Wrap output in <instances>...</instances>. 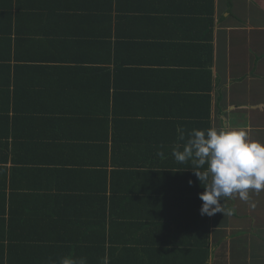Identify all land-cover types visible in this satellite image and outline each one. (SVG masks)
I'll list each match as a JSON object with an SVG mask.
<instances>
[{
  "label": "crops",
  "instance_id": "0c3cea01",
  "mask_svg": "<svg viewBox=\"0 0 264 264\" xmlns=\"http://www.w3.org/2000/svg\"><path fill=\"white\" fill-rule=\"evenodd\" d=\"M2 64L30 95L0 98V264H264V191L202 216L172 156L264 143V0H0Z\"/></svg>",
  "mask_w": 264,
  "mask_h": 264
},
{
  "label": "clouds",
  "instance_id": "9594fccd",
  "mask_svg": "<svg viewBox=\"0 0 264 264\" xmlns=\"http://www.w3.org/2000/svg\"><path fill=\"white\" fill-rule=\"evenodd\" d=\"M177 131L178 141L186 142L174 145L172 156L178 163L191 162L195 169L192 171L204 189L199 194L202 216L231 215L233 210L226 208L228 199L238 196L248 201L250 190L264 191V143L252 140L243 129H193L187 139L183 129ZM157 155L165 158L164 151ZM59 264H87V261L69 255L61 258ZM101 264H110L107 255Z\"/></svg>",
  "mask_w": 264,
  "mask_h": 264
},
{
  "label": "trees",
  "instance_id": "16d2710c",
  "mask_svg": "<svg viewBox=\"0 0 264 264\" xmlns=\"http://www.w3.org/2000/svg\"><path fill=\"white\" fill-rule=\"evenodd\" d=\"M9 12L14 13V10L13 9H10ZM2 65H7L5 67H6L7 72H9V75H8V77L6 79V83L0 84V98L1 97L3 98L2 93H8L10 95L9 99H12V96H14V99H19V97L21 95H24L26 98H29L30 92H27L28 91V88L25 87V84H24L23 81H21L20 77L13 78L12 77V74H11V69L8 68L9 64H2ZM200 202H201V206H202V201H200ZM13 219L15 220V217H13ZM146 224H149V223H146V221H145V222L141 223L140 225L146 227ZM133 225H134V223L129 224L130 227H132ZM125 228L130 229L129 227H125ZM145 234H146V231H145ZM10 238L12 240L14 239V234H12L11 232H10ZM203 239H205V241H206L207 240V237L205 236ZM138 243L140 244L141 241L139 240ZM85 249L87 251H90V253L93 254V255L98 254V252L96 251V249H94V247H86V248L81 249V250H85ZM27 250L28 249L25 248L24 252L28 254V251ZM78 250L79 249H76L75 252L78 251ZM125 250H130V249H124L123 251H125ZM142 250L143 251L141 253L145 254L146 253V243H145L144 249H142ZM123 251H119V252L122 254ZM199 254L200 255H204L205 254V258L208 257V251L207 250L204 251V250H202V248L199 250ZM74 257H76V256H74ZM77 258H81V257L78 256Z\"/></svg>",
  "mask_w": 264,
  "mask_h": 264
}]
</instances>
